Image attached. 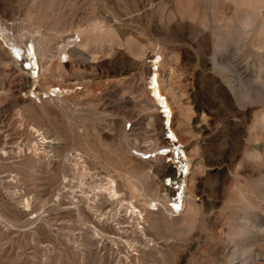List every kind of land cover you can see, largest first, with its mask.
I'll return each mask as SVG.
<instances>
[{"label": "rangeland", "instance_id": "374dc122", "mask_svg": "<svg viewBox=\"0 0 264 264\" xmlns=\"http://www.w3.org/2000/svg\"><path fill=\"white\" fill-rule=\"evenodd\" d=\"M0 24L67 90L28 99L0 41V264H264V0H0ZM151 58L190 164L177 215L147 204L164 159L133 154L162 143Z\"/></svg>", "mask_w": 264, "mask_h": 264}, {"label": "built area", "instance_id": "2783aa9c", "mask_svg": "<svg viewBox=\"0 0 264 264\" xmlns=\"http://www.w3.org/2000/svg\"><path fill=\"white\" fill-rule=\"evenodd\" d=\"M0 41L6 47L13 66L23 72L27 78L28 83L26 87H29L26 89L25 93L28 99L39 103L44 100L62 97L66 94L67 90L59 85L39 87V80L41 78L36 74L38 72V65L34 52L16 39L10 26L0 24ZM74 42L72 43L74 44ZM65 61H67V56L64 59L62 58L61 62ZM147 62L148 72L152 73V76L159 81L158 65L157 67L155 66L152 58L148 59ZM149 82L150 78H146L145 89L148 94L152 95V84ZM162 100L167 107H164L163 104L158 102V108L156 109L162 141V143L157 146L160 147L152 151H146L145 153H142L139 151V148H137L134 150V155H137L143 160H151L154 158L164 159L163 166L154 168L151 173L157 181L161 195H166V207L168 212L171 215H177L183 210L190 164L184 145L178 140L174 132L172 108L167 97L163 93ZM169 108L171 111H169ZM171 132H174L176 136L174 135L172 137L170 134ZM160 207L161 204L156 201L152 209L157 210Z\"/></svg>", "mask_w": 264, "mask_h": 264}, {"label": "bare ground", "instance_id": "6f19581e", "mask_svg": "<svg viewBox=\"0 0 264 264\" xmlns=\"http://www.w3.org/2000/svg\"><path fill=\"white\" fill-rule=\"evenodd\" d=\"M5 30V29H4ZM78 41V39H76V38H74V37H70V38H68L67 39V42L65 43V44H63V46L60 48V53H59V59H60V61H62V58L64 59L66 56H67V51H68V49L70 48V47H72L73 46V43L72 42H74V41ZM20 43H22L23 45H25L29 50H33V52H34V55H35V57H36V62H37V65H38V72L36 73L37 74V76L39 77V67H40V62H39V59H38V56H37V52H36V48H37V50L38 49H42L43 51H44V43H43V41H42V39H40V38H38V41L36 42V41H34L33 39H29V41H24V42H20ZM36 47V48H35ZM42 53V52H41ZM42 57V56H41ZM156 61V60H155ZM156 66V65H155ZM157 67V66H156ZM40 78V77H39ZM150 82L149 83H151L152 84V89H151V92H152V95H149L151 98H152V101H153V105H154V107H155V109H157L158 107V102L160 103V104H163V106L164 107H167V105L164 103V101L162 100V93H161V91H160V86H159V82H158V80H157V78H154L153 76H152V73H151V75H150ZM169 111H171L170 110V108H169ZM32 128V130L33 131H38V129L37 128H34V127H31ZM38 134V133H37ZM171 134V136L173 137L175 134H174V132H171L170 133ZM176 136V135H175ZM40 143L42 144V143H45V142H49V140L44 136V135H41V133H40ZM160 146H155L154 148H152V149H150V148H148V149H139V151H141L142 153H145L146 151H152V150H155V149H157V148H159ZM36 148V147H35ZM43 150V149H42ZM74 154H78V152H75ZM133 154H135V153H133ZM70 156L72 157V158H74V156H73V154H71L70 153ZM61 172V171H60ZM133 172L135 173V175L138 177V178H141V179H143V175L141 174V173H139L138 171H136V170H133ZM132 173V172H131ZM73 174V173H72ZM105 177H107V176H105ZM74 179V178H73ZM66 180H68L67 179V177H66V175L64 174V173H61V181H60V183H62V186H64L63 185V183L66 181ZM72 182V181H71ZM116 184H115V181L113 180V179H111V178H106V180H105V182H104V185H102L101 186V189L100 190H98V192H100V196L101 195H103L105 198H110V199H113V198H116L117 196H118V191H117V189H116ZM61 187V186H60ZM60 187H56V189H55V191H56V193L55 194H59V190H60ZM72 189V188H71ZM54 191V192H55ZM50 193V192H49ZM56 195V196H57ZM93 197H95V198H98V195L96 194L95 196H93ZM155 197V196H154ZM154 197H151V198H147L148 199V202H147V204L150 206V209H152V206H153V204L156 202V201H158L160 204H161V206H162V208L163 209H165L167 212H168V209H167V207H166V205H167V203H166V195H164V194H162L161 195V193H159L158 194V196H156L155 198ZM153 198H154V200H153ZM53 199V198H52ZM93 200V199H92ZM119 200H121V199H119ZM185 200V199H184ZM125 201V200H124ZM93 202V201H92ZM94 203V202H93ZM130 205H131V203H130ZM129 205V206H130ZM187 206V205H186ZM129 211L131 212V213H133V214H136V213H138V215H140L141 214V211L139 210V209H137L134 205H131V209H129ZM153 224H155V223H157L155 220L152 222ZM152 224V225H153ZM156 225H158V224H155V226ZM154 226V227H155ZM157 227V226H156Z\"/></svg>", "mask_w": 264, "mask_h": 264}]
</instances>
